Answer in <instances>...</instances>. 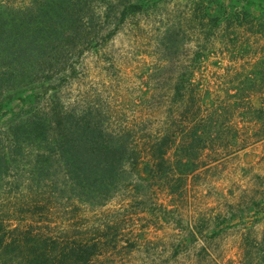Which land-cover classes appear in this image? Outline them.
Segmentation results:
<instances>
[{
  "label": "rangeland",
  "instance_id": "374dc122",
  "mask_svg": "<svg viewBox=\"0 0 264 264\" xmlns=\"http://www.w3.org/2000/svg\"><path fill=\"white\" fill-rule=\"evenodd\" d=\"M140 3L143 10L121 19L120 10ZM219 7L256 18L217 25L204 13ZM45 8L74 11L76 25L62 21L69 28H56L48 45L38 42L37 55L14 69L16 79L0 83V139L12 122L43 108L88 105L111 129L134 127L142 145L178 130L172 116L185 106L173 104L176 87L185 100L194 94L207 107H224L228 130L172 192L151 177L91 206L60 202L48 187L31 194L26 179L9 177L0 195L3 224L95 240V264H242L264 227V1L0 0L2 20L18 11L32 27L39 17L30 14ZM185 73L189 79L176 84ZM41 195L52 203L28 211L34 197L46 203ZM18 262L0 257V264Z\"/></svg>",
  "mask_w": 264,
  "mask_h": 264
},
{
  "label": "trees",
  "instance_id": "16d2710c",
  "mask_svg": "<svg viewBox=\"0 0 264 264\" xmlns=\"http://www.w3.org/2000/svg\"><path fill=\"white\" fill-rule=\"evenodd\" d=\"M246 2L251 4L252 0ZM135 10H143L142 3L120 10L121 19ZM10 11L8 20H2L3 12H0V83L16 79L14 69L22 68L24 57L37 55L34 49L38 42L48 45L56 28H69L62 21L76 25L70 16L74 11L69 9L36 10L30 14L31 19L39 17L34 27L28 25L21 13ZM206 11L204 14L217 25L223 21L229 23L235 17L256 18L246 10L230 15H225L220 7L218 13L209 15ZM41 60L38 58L37 62ZM186 75L189 76L179 75L176 84L188 80ZM181 88L176 87L173 95L174 105L185 106L176 119L172 116L178 130L173 132L168 127L159 135L146 136L148 140L142 145L134 127L111 129L101 118V112L88 105L80 110L49 106L12 122L8 137L0 139V195L9 177L14 182L26 179L24 184L32 188L31 194L38 193L35 188L48 187L49 194L60 202L75 201L91 206H102L121 189L149 182L151 177L172 192L178 182L204 164L202 152L207 148L214 150L213 141L221 140L228 130L224 107H207L194 94L185 100ZM41 198L39 201L45 199L46 203L43 205L34 197L28 211L38 213L52 203L45 195ZM3 223L0 220V257L14 254L17 264H95V256L99 254V243L95 240L41 234L38 224L9 229ZM241 261L264 264V227L260 241L255 247L244 249Z\"/></svg>",
  "mask_w": 264,
  "mask_h": 264
}]
</instances>
